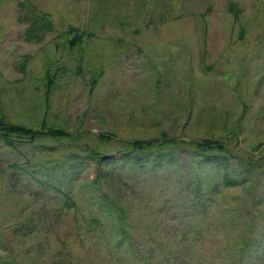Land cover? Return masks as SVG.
<instances>
[{"label":"rangeland","instance_id":"obj_1","mask_svg":"<svg viewBox=\"0 0 264 264\" xmlns=\"http://www.w3.org/2000/svg\"><path fill=\"white\" fill-rule=\"evenodd\" d=\"M0 264H264V0H0Z\"/></svg>","mask_w":264,"mask_h":264},{"label":"trees","instance_id":"obj_2","mask_svg":"<svg viewBox=\"0 0 264 264\" xmlns=\"http://www.w3.org/2000/svg\"><path fill=\"white\" fill-rule=\"evenodd\" d=\"M8 144H10V146L11 147H13L14 145H13V143H11V141H8ZM16 147V146H15ZM209 147V146H208ZM155 166L156 167H161L162 166V164H160L157 160H155ZM204 167V165L203 164H201V163H199V165H198V168H203ZM231 184H233V182L231 181Z\"/></svg>","mask_w":264,"mask_h":264}]
</instances>
